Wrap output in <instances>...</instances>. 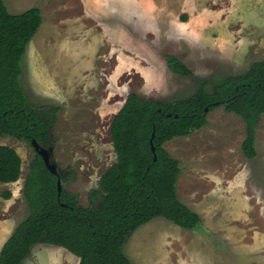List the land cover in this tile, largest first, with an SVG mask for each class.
Segmentation results:
<instances>
[{"label":"trees","instance_id":"trees-1","mask_svg":"<svg viewBox=\"0 0 264 264\" xmlns=\"http://www.w3.org/2000/svg\"><path fill=\"white\" fill-rule=\"evenodd\" d=\"M42 24L40 8L14 15L0 0V140L9 137L30 146L36 141L49 148L59 107L35 106L22 81L29 45ZM167 62L179 76L194 75L176 57L167 56ZM219 107L244 119L243 155L256 159V128L264 116V61L242 74L199 81L195 95L181 100L130 94L111 125L117 163L101 178L100 191L92 192L90 207L81 206L71 192L59 193V178L68 182L69 174H51L36 153L24 186L29 214L4 244L0 264H24L38 245L64 248L79 264H133L126 244L152 221L162 218L186 231L198 229L201 216L178 195L181 163L165 145L208 126V113ZM22 169L17 151L0 146V184L17 183ZM11 197L5 194L6 200Z\"/></svg>","mask_w":264,"mask_h":264},{"label":"rangeland","instance_id":"rangeland-1","mask_svg":"<svg viewBox=\"0 0 264 264\" xmlns=\"http://www.w3.org/2000/svg\"><path fill=\"white\" fill-rule=\"evenodd\" d=\"M202 1L207 3L209 7L206 8L211 10L213 17L205 19L198 15L192 37L181 34L164 44L160 54L166 69L164 76L161 71L151 79L134 72L115 75L113 69L118 64L117 58L106 47L103 63L95 74L85 77V84L68 90L63 83L58 82L57 85L52 77L45 75L44 65L38 72L39 76H34L33 64L27 54L22 80L24 88L35 106L46 109L59 107L56 124L50 134L52 160L62 176L69 174L68 182H63V189L75 194L81 206H91L92 192L100 191L101 178L117 163L111 125L130 94L154 101L181 100L195 95L199 81L242 74L254 63L264 61V0ZM4 2L14 15L44 6L41 0ZM45 9L44 14L48 12V5ZM202 18L203 25H200ZM43 25L44 19L34 40L43 31ZM167 56L181 60L194 75L187 78L172 72ZM135 62L140 66V61ZM45 83L49 84L46 90L42 88ZM207 118L208 126L205 128L165 145L166 150L181 163L182 174L177 191L181 201L191 207L192 203L198 205L196 196L203 195L207 181L232 180L244 174L245 179L264 183V116L256 128L258 156L254 160L243 155L246 124L242 117L219 107L209 112ZM0 146L13 148L23 160L20 180L10 186L0 185L1 253L14 230L29 214L24 186L36 152L29 144L9 137L1 139ZM6 193L12 194L9 200L5 199ZM193 196L196 197L194 200ZM166 226L178 227L161 218L140 228L126 246L127 256L135 259L136 264H142L147 255L151 259L158 258L162 253L159 230L166 231ZM144 239L146 241L141 247L139 243ZM135 240L138 244L133 245ZM79 263V258L66 249L51 245L35 247L24 264Z\"/></svg>","mask_w":264,"mask_h":264},{"label":"crops","instance_id":"crops-1","mask_svg":"<svg viewBox=\"0 0 264 264\" xmlns=\"http://www.w3.org/2000/svg\"><path fill=\"white\" fill-rule=\"evenodd\" d=\"M41 1L44 6L34 8L41 9L43 31L27 52L33 75L39 76L44 65L45 75L68 90L85 84V77L95 74L103 63L106 47L117 58L115 75L134 72L151 79L161 71L164 76L166 69L160 55L164 44L181 34L192 37L198 15L205 19L213 15L202 0ZM203 21L199 20L200 25ZM48 86L45 83L42 88ZM245 177L215 179L206 185L203 181V195L196 196L198 205L185 203L201 216L198 229L166 226V231L159 230L162 253L156 259L147 255L142 264H264V183ZM145 241L139 243L141 247Z\"/></svg>","mask_w":264,"mask_h":264},{"label":"water","instance_id":"water-1","mask_svg":"<svg viewBox=\"0 0 264 264\" xmlns=\"http://www.w3.org/2000/svg\"><path fill=\"white\" fill-rule=\"evenodd\" d=\"M32 146L35 152L38 153L39 156L42 158L48 171L55 176H61L57 165L52 160L53 148L43 147L41 144H39L36 141L32 142ZM152 150L155 151V148L153 147ZM155 159H157L156 156H155ZM58 191L59 193L63 191V182L60 178L58 180Z\"/></svg>","mask_w":264,"mask_h":264}]
</instances>
